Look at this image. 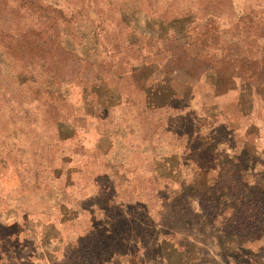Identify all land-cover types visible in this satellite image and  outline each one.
I'll use <instances>...</instances> for the list:
<instances>
[{
    "label": "rangeland",
    "instance_id": "rangeland-1",
    "mask_svg": "<svg viewBox=\"0 0 264 264\" xmlns=\"http://www.w3.org/2000/svg\"><path fill=\"white\" fill-rule=\"evenodd\" d=\"M29 1L55 18L59 48L48 51L47 58L53 63L61 57V64L55 74H26L23 69L31 55L24 54L22 38L38 29L45 14L28 9L22 0H0V160L6 151L20 147L23 162L29 163L26 167L11 161L0 183L15 185L11 192H16L25 179L19 182L16 174L36 164L31 150L42 152L47 160L59 152L67 168L73 140L50 146L38 140L57 132L69 137L78 131L73 139L78 137L88 148L97 144L109 148L104 161L111 167L116 157L120 164L116 171L122 173L130 165L132 174L124 173L123 185H118L121 180L99 159L84 200L68 211L53 202L60 183L48 189L52 194L47 203L41 197L47 186L25 185L28 214L43 241L31 261L20 264H76L83 253L73 249L79 241L88 243V250L110 243L109 251L89 258L95 264L261 262L264 235L247 244L238 259L235 240L222 229L228 212L222 190L214 185L216 152L210 143L230 147L235 133L236 150L228 147L222 163L244 145L236 171L249 173L250 183L261 180L264 185V174L258 172L264 169V0ZM49 22L42 26L48 28ZM70 53L73 60H68ZM47 69L54 73L51 66ZM154 85L183 96L200 117L216 112L214 124L201 122L187 140L184 124H170L179 113L144 110V101L149 105L167 101V95L150 97ZM27 88L48 104L36 102ZM4 95L11 101L6 107ZM251 110L253 118L261 114V120L241 117L240 112L246 115ZM44 111L50 121L43 119ZM102 130L110 134L107 140L100 138ZM143 133L148 139H141ZM227 168L225 177L234 173V167ZM36 169L44 173L37 165ZM151 173L156 179L148 190L145 179ZM111 186L113 192L108 191ZM207 196L215 198V205L203 217L200 206ZM46 206L49 210L43 211ZM110 229L113 237L104 239ZM220 240L229 246L220 248ZM181 245L188 246V253ZM3 261L0 258V264Z\"/></svg>",
    "mask_w": 264,
    "mask_h": 264
},
{
    "label": "trees",
    "instance_id": "trees-1",
    "mask_svg": "<svg viewBox=\"0 0 264 264\" xmlns=\"http://www.w3.org/2000/svg\"><path fill=\"white\" fill-rule=\"evenodd\" d=\"M31 1L36 2L35 0H31ZM22 3L23 5L28 4L29 5L28 9L30 10L42 12L45 15L41 16L40 18L44 19L45 21H50L48 28L47 26H42L45 23L44 21L43 23L39 24L38 29L33 34L28 35V37L24 36L22 38L23 52H27L24 54L31 55V58L29 59L27 66L23 70L27 71L26 74H32L34 71H41V72L45 71L46 73L49 74H55L58 71L57 66L61 64V57H58V59H56L55 62L53 63H51V61H49L47 58L48 51L50 50L54 51L57 48H59L57 32L54 29L55 18L50 17L51 11L47 10V8L37 3L31 4L29 0H25V1L22 0ZM35 7L38 10H35ZM49 29L52 30L51 33ZM64 53H66V51H64ZM70 58L73 60L72 53H70V57L68 58V60ZM49 66H51L54 73L47 69ZM160 85L157 86L154 85L150 87L152 92V94H150L151 95L150 97H155V98L156 96L165 97L167 95V98H165L167 101H162L158 105H155L153 103H152L153 105H149L144 101L145 111H147V109L148 110L169 109L179 113L176 118L177 120H175V122L171 120L172 122H170V124L172 123L174 126L175 123L184 124L186 128H188V131H186L187 140H190V138L194 135V133H196L194 128L196 129L201 122L205 120H209L212 123V125L214 124V119L216 118V112L213 111L208 112L210 114L208 117L205 118L200 117L198 113H196V111L191 107L192 105H190L189 102L187 101L183 102L182 100L183 96L181 95L179 96L177 93L168 94V91H166L167 90L166 87L165 88L163 87V89L160 91L159 90ZM23 87H27V86L24 85ZM27 91L30 90L27 88ZM19 92L20 93L24 92V89H19ZM30 92L33 94V96L35 95V91L32 90ZM35 96H34V100L39 104L42 105L43 102L48 104L47 100L38 99ZM2 97H3L2 98L3 103H7L4 106L5 107L9 106V103L11 101L9 100L8 95H4ZM177 102L181 103L180 107L176 106ZM46 108H48V105H46ZM254 111L255 110H251L249 114L246 115L243 114V112H240L241 113L240 115L241 117L243 116L244 119L251 118L252 120L253 119L261 120L262 117L261 114L253 118L254 116L252 115ZM22 113L24 115L28 114L26 113V111L25 112L23 111ZM102 113L105 114L104 111ZM9 114L10 112L7 114V118ZM20 115L17 114L16 116L19 117ZM42 117L47 121L51 120L46 111H44ZM28 122L30 123V120H28ZM263 122L264 121L262 120L261 123ZM171 128H169V130ZM77 132H75L74 134L72 133V135L69 137H62L57 132L52 138H50L52 139L51 140L52 142L49 141L50 143H47L48 140H50L47 137L38 138V140L41 141L42 145L45 144L47 146H50V144L52 143H54L55 145H64V143L67 144L69 140H73L74 146L71 149H68V152H70L73 149L72 151L73 156L70 155L68 159H66L68 160L67 168H64L65 162L61 154H59V152L51 153V155H49L51 156V158L47 160V158L42 154V152L41 154H38L37 151L31 150L30 152L34 154V156L37 159L36 164H33L34 168H32V166L30 169L28 168L29 169L28 171L23 170L24 168L23 167L22 170L16 174V177L19 182L22 181L23 178H25L23 182L19 184V186L14 188V191L16 190V192L15 193L11 192L12 188L15 185H12L10 183L8 184L0 183V207H1L0 218H2V220L5 221V223H0V258L4 259V261L1 264H20L26 261L27 263H29L31 259L34 257V255H36L37 252H39V249L41 247L40 245L42 244L43 241V237L35 230L31 217L28 214V212L30 211L27 209L25 202V195L27 196L28 194V192L24 191L25 185L43 183L45 186H47V191H43L41 196L42 199L45 200V202L47 203L50 202L49 201L51 200L50 195L52 194L48 191V189L49 188L52 189L54 188L53 186H57V184L60 183V186L58 185L60 187L57 192L58 195H56V199L53 202L60 204L61 206H65L66 211H68L70 207H74L77 204H79L80 206V204L84 200L83 196L86 194L85 188H87L86 187L87 184L91 182V179L95 175V169L93 168V165H97L95 163L99 161V159L103 167H107L108 169L112 170L113 171L112 174L115 176V178L117 177L118 179L121 180L120 182L118 181V185L119 183L120 185H123L122 180L123 178H125L124 177L125 174L126 175L128 173L132 174L130 165H128L122 173L116 171L117 167L120 166L116 157L114 158L112 157L113 163L111 164V167L108 165L106 161H104L106 157H109V153H108L109 148L108 149L103 148L99 144L88 148L84 143H81L78 137L73 139V135L76 136ZM231 134H232L231 137L232 139L230 141H232V143H230V147L228 146L227 143L225 144L224 142L220 143V145H215V144L212 145L210 142H208V144L210 143V148L212 147L211 149L216 152L213 157V160L216 163H218L223 157H226L225 153L226 150H228V147L236 150L235 149L236 136L235 133H231ZM109 136L110 134H105L104 130H102L100 138L103 137L105 140H107V137L109 138ZM142 138L143 140L148 139L145 133L141 135V139ZM19 149L21 148L17 147V149L10 151L9 153H7V151L4 153L3 155L4 157L0 160V167L2 170H4V172L0 170V182L3 181L2 177L5 174H7L6 173L7 170L12 166L11 161L13 162V160H16L18 161V165H25L26 167H28L29 163L23 162L25 160L21 157L19 153ZM245 152H246V147L243 145L239 150V152L232 155L233 157L230 161L223 164L222 161H224V159H222L218 163V165H216V163L213 165V168L215 169L216 172V179L214 185L218 189L222 190L224 194L223 203L225 205V209H227L226 212H228V218L223 223L222 229L225 231L228 238L235 240L236 247L234 253L238 255L237 256L238 259H240L241 251H243V249L247 246V244L250 243L254 244L255 242H258V240H260L261 237L264 235V185L260 184L261 180H256L250 183L249 180L250 178L252 180V176L249 173L243 171L245 169H242L243 172L236 171L240 164L239 157L242 153ZM252 152L254 154L256 153L255 151ZM39 156H41L42 161L40 160ZM75 159H77V161L82 162V164L79 162L78 163L74 162ZM43 161L44 163H42ZM53 162H55L56 165H53L54 164ZM36 165L37 168L39 170H42V172L44 173L38 171L36 169ZM152 165L153 163H151L149 167L151 168ZM230 165L234 167L232 169L234 173H232L228 177H225L227 176V173H229V171L226 172V170L228 169L227 167ZM258 172L263 176L264 169H260V171ZM74 173L76 174L75 178L73 177ZM224 173L225 176H223ZM35 175L37 176V178ZM7 178H9L8 175L5 177V179ZM155 179H156V175H153V173L147 176V178L145 179L146 181L145 188L148 190L154 188ZM71 183L73 184L72 187L70 186ZM134 183H137V181H134ZM16 188H18V190ZM139 189L142 188L139 187ZM109 190L110 191L112 190L113 192V190H115V186L114 187L111 186V188H108V191ZM70 195L71 196L77 195V197L72 199L69 197ZM66 199L70 200L71 204L68 205L65 202ZM214 200L215 198H208V196L206 200L205 198H203L200 206L202 213L200 215H202L203 217L207 216V213L215 205ZM106 202L110 204L109 201ZM51 206L54 205L53 204L49 205V208H51ZM49 208L48 206H46V208L43 211H47L49 210ZM121 216L123 218H126V215H124L123 213ZM60 219L61 217L59 216L55 220V222L58 225L60 224L59 223ZM66 222L67 221H65V223ZM134 231H136V229ZM104 233L108 235L104 239H110V237H113L115 232L114 229H110L109 232L105 231ZM122 242H124V240ZM101 245L102 243L98 247L95 246L94 248L88 250L87 249L88 243L84 241L76 242L73 247L75 253H77L78 251L83 252L81 254L82 255L81 258H78L77 256L78 261L76 262V264H88V262L93 263V261H89V258L97 255L99 256L105 253L106 251H109L108 248L110 246V243H107L106 246H102V247ZM219 245L220 248L225 247L227 245L229 246L228 242L224 241L222 243L221 240L219 242ZM181 246H183V250H185L184 252L188 253V246L187 245H181ZM262 247L264 248V244L262 245ZM186 264L189 263L187 262ZM247 264H264V257L261 262L260 261L257 262L256 260L253 261L252 259L248 261Z\"/></svg>",
    "mask_w": 264,
    "mask_h": 264
},
{
    "label": "crops",
    "instance_id": "crops-1",
    "mask_svg": "<svg viewBox=\"0 0 264 264\" xmlns=\"http://www.w3.org/2000/svg\"><path fill=\"white\" fill-rule=\"evenodd\" d=\"M0 223H5V221H4V220H2V218H0Z\"/></svg>",
    "mask_w": 264,
    "mask_h": 264
}]
</instances>
